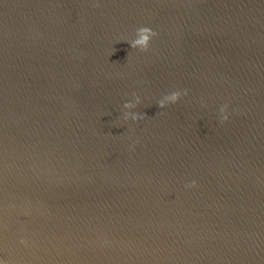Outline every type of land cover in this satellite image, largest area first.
<instances>
[{"label":"water","instance_id":"95a60500","mask_svg":"<svg viewBox=\"0 0 264 264\" xmlns=\"http://www.w3.org/2000/svg\"><path fill=\"white\" fill-rule=\"evenodd\" d=\"M0 264H264V0H0Z\"/></svg>","mask_w":264,"mask_h":264},{"label":"clouds","instance_id":"9594fccd","mask_svg":"<svg viewBox=\"0 0 264 264\" xmlns=\"http://www.w3.org/2000/svg\"><path fill=\"white\" fill-rule=\"evenodd\" d=\"M96 7H99V4H96L95 5ZM141 33H143L144 35L142 36V39L140 40H137L136 41V44H141V45H147V42L149 40V35H152V36H157L158 33L156 31H154L152 28L150 27H143L140 29ZM229 119V116H225L223 118V121L221 122H224V121H227ZM196 181L193 180L190 184L186 185L187 187H196Z\"/></svg>","mask_w":264,"mask_h":264}]
</instances>
